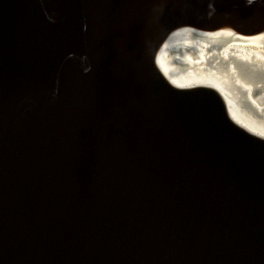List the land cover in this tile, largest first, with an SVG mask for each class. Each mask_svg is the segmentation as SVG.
<instances>
[{"label": "water", "instance_id": "95a60500", "mask_svg": "<svg viewBox=\"0 0 264 264\" xmlns=\"http://www.w3.org/2000/svg\"><path fill=\"white\" fill-rule=\"evenodd\" d=\"M187 29L264 0H0V264H264V125L166 74Z\"/></svg>", "mask_w": 264, "mask_h": 264}, {"label": "bare ground", "instance_id": "6f19581e", "mask_svg": "<svg viewBox=\"0 0 264 264\" xmlns=\"http://www.w3.org/2000/svg\"><path fill=\"white\" fill-rule=\"evenodd\" d=\"M161 51L168 76L231 96L264 125V30L245 36L173 30Z\"/></svg>", "mask_w": 264, "mask_h": 264}, {"label": "snow or ice", "instance_id": "6c2138e0", "mask_svg": "<svg viewBox=\"0 0 264 264\" xmlns=\"http://www.w3.org/2000/svg\"><path fill=\"white\" fill-rule=\"evenodd\" d=\"M249 3H251V0H249Z\"/></svg>", "mask_w": 264, "mask_h": 264}]
</instances>
